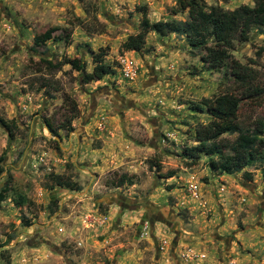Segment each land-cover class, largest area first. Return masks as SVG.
<instances>
[{"label":"rangeland","instance_id":"rangeland-1","mask_svg":"<svg viewBox=\"0 0 264 264\" xmlns=\"http://www.w3.org/2000/svg\"><path fill=\"white\" fill-rule=\"evenodd\" d=\"M174 4L0 0V117L15 123L11 141L0 126V189L9 187L0 201V264H264L259 163L227 174L208 166L210 156L189 165L182 155L197 145L195 127L212 120L190 102L231 92L229 71L203 64L176 34L148 33V52L122 47L138 33L142 8L151 22L184 20L169 14ZM52 28L56 39L34 43ZM100 52L112 74L83 84ZM232 57L257 69L264 86V27L236 42ZM66 59L83 70L46 64ZM73 107V130L52 136L42 120L54 123ZM238 118L264 119V96L243 100ZM57 176L79 188L56 186ZM122 176L134 184L115 188Z\"/></svg>","mask_w":264,"mask_h":264},{"label":"trees","instance_id":"trees-1","mask_svg":"<svg viewBox=\"0 0 264 264\" xmlns=\"http://www.w3.org/2000/svg\"><path fill=\"white\" fill-rule=\"evenodd\" d=\"M253 6L240 5L233 10H226L214 5H208L204 0H175L174 6L169 10L172 16L186 15L184 20H168L151 22L147 18L145 8H142V20L136 35H130L122 47L128 51H144L145 39L148 33H156L159 36L176 34L183 36L190 47L192 56H199L200 61L212 69H227L231 77L232 91L205 98L199 102H190V107L195 111H207L212 120L207 124H198L194 130L193 140L197 145L193 148L185 147L183 157L190 161L189 165H196L200 155L210 156L208 166L220 173L234 174L241 172L246 167L259 163L264 178V119H256L253 123H244L239 120L238 114L243 100L264 96V86L260 84L258 71L249 65L240 63L232 57L235 43L249 41L250 33L255 27H264V0H252ZM56 29H49L34 38L36 45L56 39ZM59 39V38H58ZM68 35L63 37L67 42ZM69 44V41L67 42ZM263 49H260V51ZM104 54L98 53L94 57L95 66L92 71L82 72L81 82L89 84L101 80L112 74L109 65L103 63ZM49 68L60 70L62 66L69 64L71 69L82 71L83 66L77 59H66L56 64L51 61L46 63ZM68 116L52 122L44 118L42 120L45 129L52 135L58 136V130L70 132L73 130L71 123L75 118L73 112ZM0 126L8 134L11 141L14 137L15 123L0 117ZM225 134H236L234 142L221 138ZM221 147L228 153H223ZM214 155L218 159H214ZM0 156V176L4 172ZM171 171L166 178L172 177ZM243 177L251 180V173L244 172ZM8 178V184L10 182ZM134 184V178L120 177L114 184L115 188ZM55 185L62 188L78 189L79 185L69 178L57 176ZM171 187H168V190ZM9 187L6 185L0 189V201H3Z\"/></svg>","mask_w":264,"mask_h":264},{"label":"built area","instance_id":"built-area-1","mask_svg":"<svg viewBox=\"0 0 264 264\" xmlns=\"http://www.w3.org/2000/svg\"><path fill=\"white\" fill-rule=\"evenodd\" d=\"M125 74H126V76H129V75H130V69H129V68H127V69L125 70Z\"/></svg>","mask_w":264,"mask_h":264}]
</instances>
